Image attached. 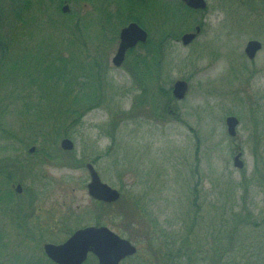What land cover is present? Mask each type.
<instances>
[{
    "label": "rangeland",
    "instance_id": "rangeland-1",
    "mask_svg": "<svg viewBox=\"0 0 264 264\" xmlns=\"http://www.w3.org/2000/svg\"><path fill=\"white\" fill-rule=\"evenodd\" d=\"M46 4V8L31 4V12L37 10V17L28 19V25L20 31L11 49L16 64L25 60L27 55L28 62L33 65H29L26 71L29 70L34 78L41 73V82L35 80L27 84L33 99L37 98L34 95L36 92L43 90V85L47 86L42 76L46 61L42 56L56 45L54 37L60 20L58 11ZM197 19H202L201 15L193 19L194 24ZM203 20L206 22L204 30L193 43L184 45L174 40L168 43L166 57L160 64L162 77L158 81L152 76L149 78L152 80L142 86L130 73L127 62L120 68L111 64L112 71L94 94L93 102L79 101L80 105L94 104L100 98L102 105L86 110L77 123L65 118L66 114L61 115L63 129L68 130L71 136L59 138L57 134H51L58 116L46 118L47 122L40 123L45 129L43 134L40 127H36L35 131H23L22 120L36 123L40 122V117L30 105L27 107L29 113L19 116L20 107L27 104L25 101L28 98L4 99L3 103L8 108L0 114V164L12 163L18 156L12 151L17 150L18 144L14 146L10 141L3 140L4 135L12 137L15 131L38 148L42 143L36 142L35 138L43 135L51 136L53 145H56H46L47 141L44 144L45 152L52 150V158L47 159L40 150L35 156L29 157L26 155L28 152L18 156L19 159H27L26 164H35L26 168L27 174L22 172L18 175L17 172L16 182L21 180L25 188L33 186L39 193L37 201H32L26 208L21 204L22 212L30 213L33 206L37 210L36 236L41 232L37 226L39 223L46 229L42 233L46 234L44 240L64 241L69 234L58 228L63 217L73 214L79 222L72 231L108 224L137 246V253L121 264H183L175 259L166 261L160 248L151 253L153 259L149 260V238L152 232L156 234L158 230L161 233L160 243H164L166 229L167 232L174 231L173 238L180 242L186 224L190 222V210H197V202L204 207L201 208L204 217L192 235L193 245L199 249L202 243L208 244L205 242L210 240L207 228L213 229L211 224L217 221V214L211 211L218 212L220 209L216 206L224 201L229 200L237 211L246 200L254 219L264 220V193L254 179L256 151L260 167L264 168V124L255 126L253 121L258 114L264 119V0H209V9ZM250 40L262 43V49L253 60L245 51ZM104 49L110 55L111 48L103 46L99 50L104 53ZM114 52L115 49L110 59ZM97 53L92 51L87 54L95 57ZM85 55L86 51H83L82 56ZM17 56L24 57L18 59ZM74 73L81 74V68L77 66ZM154 74H157L156 71ZM182 79L189 83V89L186 97L178 100L173 97L172 91L174 83ZM145 87L149 88L147 92L143 90ZM79 89L81 87L77 86L76 91L79 92ZM5 90L3 95L8 96L10 86H5ZM163 90H170V94H165ZM253 103L260 105L256 106L259 108L256 111L252 109ZM78 108L81 112L82 108ZM228 116L239 119L235 136L228 132ZM116 123L119 124L114 130ZM3 126L11 130L3 132ZM63 138L74 142L73 154L83 164H76L71 160V153L61 149ZM37 140L41 141V138ZM239 150L243 152L242 168L234 165V157ZM89 162L95 165L104 182L120 190L119 200L99 203L89 195L90 175L86 166ZM0 177L3 179L0 187L8 189L5 195H13L11 182L2 174ZM245 178L249 184L246 193ZM18 197L15 199L17 206L20 205ZM138 197L145 199L150 205V212L157 216L160 224L157 228L150 225L146 214L135 208ZM207 211L211 212L208 219ZM97 218H101V222ZM12 220L6 218L0 221V228L5 224L1 240L9 232L12 240L9 244L15 249L25 252V248L31 245L32 251L42 254L41 247L34 241H27V245H23L25 247L17 248L15 240L19 244L24 235L17 221ZM244 232L241 233L245 236L252 234L249 241L263 242L258 253H264V226L257 230L245 227ZM2 241L0 248L4 247ZM15 249L2 252L0 261L14 264L11 252ZM93 256L91 260H94ZM91 264H97V261Z\"/></svg>",
    "mask_w": 264,
    "mask_h": 264
},
{
    "label": "trees",
    "instance_id": "trees-1",
    "mask_svg": "<svg viewBox=\"0 0 264 264\" xmlns=\"http://www.w3.org/2000/svg\"><path fill=\"white\" fill-rule=\"evenodd\" d=\"M37 1L39 5H41V2H43V0H37ZM82 2H88V0H82ZM30 6H31V0H0V114L2 112H6L8 108L3 103L4 99H12L17 97L18 99L26 100V98H28L25 101L27 104L22 107L24 111L21 112V116L24 115V112L29 113V111H27V107L30 105L34 108L35 113L40 117V122L35 123L32 121L26 122L25 120L24 121L22 120L20 124L22 130L35 131L36 127H40L42 130L41 133L43 134V131L45 129L42 127L43 124L40 123L47 122L48 120L46 118L58 116V121L57 123L54 124V128L51 134L55 133L58 135L59 138L67 137V135H69V132L68 130L63 129L64 123L61 120L63 114H66L65 118H69L71 121H73V123H77L86 110L92 109L95 106L102 105V103L100 102V98L96 99L95 100L96 103L94 104H85V103L81 105L79 104V101H81L82 99L83 100L85 99V101L88 102H93L95 98L94 94L100 90V86H101L100 75L94 69V67L97 65L96 58L94 60H91L89 59L90 57L89 55H87L86 58L80 56L81 62L77 63V57H75L74 51H71L72 55L70 57H62V56H59L58 58L50 57V62L45 64L46 67L44 68L43 70L44 73L42 74V76L46 79V81L50 83V85L49 86L43 85L45 90H42L41 92H36L35 95H37L38 97L36 96L37 98L33 99L32 94L30 92L31 90L29 91L30 86H28L27 84L30 81L32 82L35 81V79L31 73H28L29 70L26 71V69L29 68V65L32 66L33 64L28 62L27 55H25L26 57L25 60H23L20 64H16L17 60L15 56H13V53L11 51L12 46L17 36L19 35L20 31L28 25V19H30L31 17H37L35 14L31 15ZM82 28L83 29L85 28L84 17H83ZM15 29H17L16 32ZM82 34L83 35L86 34L84 30L82 31ZM167 45L168 44H165L163 42L160 48L158 49V51L156 52L157 55H153L152 57L147 56L140 60H134L132 58H129L127 60V66L130 73L132 72L131 73L132 76L136 80L140 81L139 83L140 85L143 86V84H148L149 81L152 80L149 79L152 76L153 79H156L157 81L162 77L160 64L164 61L166 57ZM63 51L65 52L66 49ZM17 57L18 59L19 58L23 59L24 56L23 57L17 56ZM52 60H58L59 64L55 63ZM133 61H136L137 63L133 64L132 63ZM25 63L27 65H25ZM77 66L81 68L82 70L81 74L74 73V70ZM154 71H156L157 74H154ZM12 74L14 75L12 76ZM80 78L82 79L79 80ZM28 79L30 80L28 81ZM77 84H81V89H82L81 94H79L81 89H79V92L76 91ZM5 86H10V90H9L10 94L8 96L3 95V92L6 91ZM143 90L147 92L149 88L145 87L143 88ZM15 92H17L18 94L15 95ZM163 92L165 94H170V90H163ZM40 102H45V103L42 104ZM56 104H58V106H55ZM77 105L82 108L81 112L79 111ZM257 105L260 106L259 104L255 105L253 103V108H252L254 109L253 111L259 109L258 107H256ZM72 107H76V108H72ZM56 109L59 111H57ZM253 121L255 126H258L259 124L261 125L264 124V119L261 118L259 114L255 116V118H253ZM118 124L119 123L115 124L114 130H116ZM55 126H57L56 129ZM10 130L11 128H7L5 126H3L2 128V131L6 133L9 132ZM69 136H71V134ZM13 137H7L6 135H4L3 140L5 141V140L15 139L19 141L18 147L21 151L24 147H27V144H32L31 142L24 140V135L13 136ZM38 137L41 138V141L37 140ZM38 137H36L35 140L36 142L38 141L40 144L42 143V145L39 147L40 152L43 153V156H45L47 159L52 158L53 157L52 150L49 152L48 151L45 152V147L47 143L52 145L54 144L51 141L50 138L51 136L46 137V135H43ZM45 141L47 142L44 147ZM42 147H44L43 150L41 149ZM19 149L15 150V152L18 153L20 151ZM70 153H71V160H74L76 164L84 163L81 160L80 161L77 160L73 152ZM255 153L257 155V166H256L257 169L254 179L256 180L258 186L262 189L264 193V168L260 167V161L258 159L257 151ZM14 161L16 160H13L12 163H7V162L3 163L2 166H10L14 163ZM10 172L11 170L5 168L2 170L4 176L8 179L12 178ZM245 181L246 184L244 190L246 193L247 188H249V184L246 178ZM246 203H247L246 200H244L243 206L240 209H238V211H242V210L251 211V208H249L246 205ZM134 204H135V208L139 212L146 214L147 221L150 223V225L152 224L154 228L155 227L157 228L160 225L157 220V216H155L152 212H150L149 210L150 205L148 204L147 201H145V199L138 197ZM233 208L234 207H231L232 210ZM200 211L201 210H196L194 212L195 215H197L196 213ZM252 216L254 219L253 214ZM254 220L256 222L258 221L256 219ZM207 229H208L207 237L210 240H206L205 242L209 244H218L222 242L224 237L228 239V237L230 236L228 232H226L224 235L221 234L218 228L216 229L207 228ZM195 230L190 228V223H187L186 230L184 231V234L179 242L177 239L173 238L174 231L167 232V230L165 229L166 235H164V237L166 239L164 240V243H160L161 233L158 232V230H156V234L152 232V236L151 238H149L150 248H149V253L147 255L151 257V253L155 251V249L160 248L163 257L167 258L168 261L175 259L176 261H181L183 264H219V259L221 257L220 254L222 255L223 249L220 250L215 249V247H213L215 245L212 246L205 245V246H201L200 249L197 248L195 245H193L194 243L192 237V235H194L195 233ZM33 238H34L33 240L35 241L36 239L35 233H33ZM1 241L2 240L0 237V243ZM41 242H37V244L40 245ZM2 245H3V241H2ZM32 252L33 255L31 257L29 256L28 251H26L24 254L20 252H16L14 258L17 261V264H21V263L22 264H55L45 254L43 253L38 254L34 250ZM257 252H259V250ZM255 258L256 259L253 263L256 262L257 264H264L263 255L262 256L257 255ZM241 259H242L241 257H238L235 254V256H233L229 264H236V262L238 260L240 261ZM94 261L95 259L94 260L90 259L86 264H91V262ZM238 264L241 263L238 262Z\"/></svg>",
    "mask_w": 264,
    "mask_h": 264
},
{
    "label": "flooded vegetation",
    "instance_id": "flooded-vegetation-1",
    "mask_svg": "<svg viewBox=\"0 0 264 264\" xmlns=\"http://www.w3.org/2000/svg\"><path fill=\"white\" fill-rule=\"evenodd\" d=\"M46 1L48 2V4H46ZM78 1L79 0H43L41 5H55L58 2L59 12L63 16V20H65L67 16H76V13L80 12V10L76 8V3H78ZM93 1L92 15L94 24L92 28L93 34H91L90 39L94 44V48L98 51L99 49L103 48V46H105L106 49H109L110 47V55L115 49V52L113 53L114 55L111 57V59L109 53L107 54L109 57V61H107L106 65L97 68L98 73L102 75V78H100L101 84H103L104 80H106V74L112 71V60L119 51L120 45L123 41V30L125 28L129 27L130 25L136 24L141 30L146 32V36L144 37V39H142V36L136 38L135 34L132 36V40H134L135 44L131 46L130 49L126 52L124 58L125 62L129 58L140 60L147 56L152 57L153 55H157L156 52L163 42L165 44H168L170 41L174 40L181 41L184 44L182 39L184 35L189 33H197V36L189 44L193 43L204 30L206 22L203 20V17H205L206 12L209 9V0H204L206 3L205 7H193L189 5L185 0ZM32 3L34 5L36 4V6L39 5L37 0H31V4ZM65 4H69V7L67 9H64ZM198 15H201L202 19H197V21H195L197 23L194 24L193 19ZM197 27H199V29H197ZM80 39L81 38L79 36V40ZM104 43H106V45ZM99 54L105 56V54L103 53ZM132 63L136 64L137 62L133 61ZM156 119H159V117L156 116ZM31 151L34 152L35 150ZM17 170L18 175L20 173L22 174L21 169ZM20 181L21 180H19V182H16V179L14 177L12 178L10 188L13 192V195H9L8 193L6 196L4 192L8 189L4 190L2 187H0V196L2 197V200L0 201V214H2V216H0V221H3V219L5 220L6 218H13L12 221L16 220L21 233L24 235L21 244L27 245V241H33L34 239L33 233H35L34 229L36 228V221H38V217L35 216L37 210L33 206V210L30 213H27V211L22 212L23 206H21V204H23L26 208V206L31 204L32 201H37L39 193L33 186H31L32 189L25 188L24 184ZM2 182L3 180H0V184ZM19 185L21 186V188H19ZM16 196H19L18 198L20 201V205L18 206V203L15 202ZM96 201H98L99 203H110L100 200ZM229 203L230 201L227 200L222 202V204L218 206L220 210L216 213L218 216L217 221L213 222L211 225L213 229L218 228L221 234L224 235L226 232H228L230 236L228 237V239L224 237L222 242L218 244L202 243V246L215 245L213 246L215 247V249H223L222 255L220 254L221 257L219 259V264H229L235 254L236 256L242 258L240 261L238 260L236 264H238V262L241 264H257L256 262H253L256 259L255 257L258 255L257 251L259 250V246H262L263 242L253 243L249 241L252 234H247L245 236L243 235V233H245V227H250L257 230L258 228L264 226V221L256 222L253 219L252 211H236L235 206ZM231 207H234L233 210L231 209ZM15 210L16 212L14 213ZM191 212L192 213L189 222L190 228L195 230L199 225L200 219H203L204 215L201 211L197 212V215H195L193 211ZM208 218L209 216H207V219ZM75 219L76 217L73 216V214H69V216L65 218L63 217V221L58 230L61 229L64 230V232L66 230L67 233L71 232L75 228V224L79 222V220ZM37 226L40 227L39 229L41 232L39 233V235L41 237L36 236V240L42 241L43 236L45 235H43L42 233H44L46 229H44V227H42L39 223H37ZM4 228L5 224H2L0 233L3 232ZM8 233L9 232H7L6 234ZM4 240L8 241L7 238H5ZM4 245L6 247L7 243ZM29 248L31 249L32 246L30 245ZM261 255L264 256V253H261ZM144 259L148 260L147 258ZM3 263L6 264V262Z\"/></svg>",
    "mask_w": 264,
    "mask_h": 264
},
{
    "label": "water",
    "instance_id": "water-1",
    "mask_svg": "<svg viewBox=\"0 0 264 264\" xmlns=\"http://www.w3.org/2000/svg\"><path fill=\"white\" fill-rule=\"evenodd\" d=\"M185 1L193 7L206 6L204 0ZM134 34L136 38L142 36V39H144L146 36V32L141 30L136 24L125 28L122 35L123 41L113 60L116 65L122 64L126 51L135 44L134 40H132ZM196 36L197 33L184 35L182 38L184 44H189ZM261 48L262 43L259 40H250L245 51L249 58L253 59ZM188 89L189 83L186 80H177L173 87V94L178 99H184ZM226 123L229 134L235 136L239 119L236 116H229L226 119ZM61 146L64 149L73 150L75 144L71 139L65 138L62 140ZM241 156L242 152H239L235 157V166L239 168H242L244 165ZM87 166L91 174V182L88 185L89 194L96 199L107 202L118 200L120 192L102 181L92 163H88ZM44 249L46 254L58 264H83L90 253H93L98 258V264H120L123 259L137 252L136 246L131 241L121 237L107 226L81 228L64 243L58 245L47 243Z\"/></svg>",
    "mask_w": 264,
    "mask_h": 264
}]
</instances>
